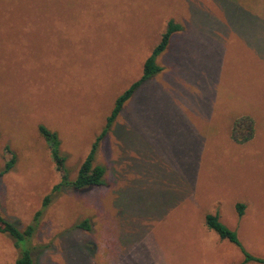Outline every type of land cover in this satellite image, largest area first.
Segmentation results:
<instances>
[{
	"label": "rangeland",
	"instance_id": "obj_1",
	"mask_svg": "<svg viewBox=\"0 0 264 264\" xmlns=\"http://www.w3.org/2000/svg\"><path fill=\"white\" fill-rule=\"evenodd\" d=\"M170 21L180 30L161 70L97 145L103 184L43 207L61 176L38 126L57 134L74 180ZM240 116L255 130L243 145L230 139ZM6 148L0 214L24 230L41 211L34 264L241 263L205 227L210 213L247 253L264 251V0H0V170ZM18 256L0 234V264Z\"/></svg>",
	"mask_w": 264,
	"mask_h": 264
},
{
	"label": "trees",
	"instance_id": "obj_2",
	"mask_svg": "<svg viewBox=\"0 0 264 264\" xmlns=\"http://www.w3.org/2000/svg\"><path fill=\"white\" fill-rule=\"evenodd\" d=\"M179 30L180 27L173 22L170 21L167 24L166 31L161 35L159 44L152 50L151 54L143 64L141 78L133 83L116 99L111 115L107 118L103 130L93 143L89 154L80 165L77 176L74 180H68V173L67 169L65 168V159L63 156H61L60 142L58 140L57 134L50 131L43 125L38 126V132L46 142L51 159L55 164L57 172H59L61 176L60 184L55 185L52 188V193L44 198L43 207L48 206L51 202L53 194L58 193V191H60L62 188L83 190L85 188L101 186L103 184L105 168L100 165H96L94 161L97 145L99 141L106 135L116 117L122 110L123 105L131 98L135 90L143 82L161 70L157 65L156 59L167 48L171 35L175 32H178ZM254 131L253 120L247 116H240L232 123V127L230 129V139L237 145H243L253 139L255 133ZM5 151L7 154V161L3 169L0 170V177L10 172L16 163V158L13 152L9 148H6ZM244 208L245 206L243 204L237 203L235 205V210L239 217L243 215ZM40 217L41 211L37 212L34 216L32 225L27 226L24 230H19L15 224L7 221L0 214V234L6 235L12 241L15 249L18 251L19 256L16 259L15 264H34L29 243L36 231V223H38ZM204 225L208 230L214 232L220 240L227 241L240 251L243 256V260L238 264H247L250 262L264 264V259L254 257L244 250L236 233L220 221L219 215L217 213L206 214L204 217ZM79 227L87 229L85 222L80 224Z\"/></svg>",
	"mask_w": 264,
	"mask_h": 264
},
{
	"label": "crops",
	"instance_id": "obj_3",
	"mask_svg": "<svg viewBox=\"0 0 264 264\" xmlns=\"http://www.w3.org/2000/svg\"><path fill=\"white\" fill-rule=\"evenodd\" d=\"M173 34H174V33H173ZM173 34H172V35H173ZM172 35H171V36H172ZM170 38H171V37H170ZM169 41H170V40H169ZM233 246H234V245H233ZM257 250L259 251V253H258V254H255L256 256L254 255V257H257V258H260V259H264V251H262V250H260V249H257ZM257 250H256V251H257ZM261 252H262V253H261ZM252 256H253V255H252ZM250 263H255V262H250ZM256 264H257V263H256Z\"/></svg>",
	"mask_w": 264,
	"mask_h": 264
}]
</instances>
